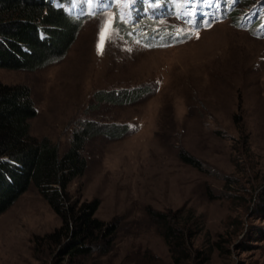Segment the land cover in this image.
Instances as JSON below:
<instances>
[{
  "label": "rangeland",
  "instance_id": "1",
  "mask_svg": "<svg viewBox=\"0 0 264 264\" xmlns=\"http://www.w3.org/2000/svg\"><path fill=\"white\" fill-rule=\"evenodd\" d=\"M244 1L230 14L258 18L257 1ZM109 16L85 20L60 61L36 71L0 69V84L30 89L32 137L49 140L61 156L76 136L85 140L86 170L69 193L78 205L97 203L95 217L116 224L117 237L107 254L84 264H173L152 215L176 212L182 223L204 226L190 264H264V38L231 16L195 29L165 14L154 27L191 33L187 41L149 48L114 19L101 52ZM61 224L30 186L0 215V264H69L47 239Z\"/></svg>",
  "mask_w": 264,
  "mask_h": 264
},
{
  "label": "trees",
  "instance_id": "2",
  "mask_svg": "<svg viewBox=\"0 0 264 264\" xmlns=\"http://www.w3.org/2000/svg\"><path fill=\"white\" fill-rule=\"evenodd\" d=\"M242 1L0 0V69L36 71L60 61L76 41L83 22L108 10L114 12L117 25L129 40L149 48L178 45L192 35L155 28L156 21L165 14H174L195 29L231 16L238 27L255 28V35L264 38V0L244 1L246 5L257 1L251 10L252 15L259 16L251 21H245L251 14L241 21L230 14ZM216 4L222 6L221 10ZM36 116L28 87L0 84V215L34 186L62 222L47 239L60 248L69 264H84L94 255H105L111 250L117 225H108L95 217L97 203L72 202L70 184L84 174L87 166L81 154L85 140L75 135L74 143L61 156L52 142L30 135V121ZM181 158L200 167L192 157L182 154ZM259 203V211L264 214V189ZM179 215L176 212L171 218L156 213L152 217L163 229L173 264H190L193 241L204 226L199 222L192 226L190 222L182 223ZM216 249L224 251L220 242ZM213 250L210 248L208 256Z\"/></svg>",
  "mask_w": 264,
  "mask_h": 264
},
{
  "label": "snow or ice",
  "instance_id": "3",
  "mask_svg": "<svg viewBox=\"0 0 264 264\" xmlns=\"http://www.w3.org/2000/svg\"><path fill=\"white\" fill-rule=\"evenodd\" d=\"M114 19H115L114 17L109 16L104 22V25H103V28L100 34L99 50L101 52H103L105 41L109 40L113 32L115 31V29L113 28Z\"/></svg>",
  "mask_w": 264,
  "mask_h": 264
}]
</instances>
